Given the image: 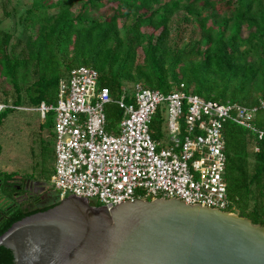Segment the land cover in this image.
Here are the masks:
<instances>
[{
	"label": "trees",
	"instance_id": "obj_1",
	"mask_svg": "<svg viewBox=\"0 0 264 264\" xmlns=\"http://www.w3.org/2000/svg\"><path fill=\"white\" fill-rule=\"evenodd\" d=\"M21 1L0 0V79L14 94L11 103L2 101L0 125L18 107L54 105L59 81L83 66L97 71L99 86L108 88L114 99L126 82L163 94L182 85L183 91L206 100L256 107L253 124L264 131V0ZM106 4H111L109 13L101 11ZM178 12L181 20L172 25ZM10 18L13 26L2 27ZM189 22L196 28L184 41L181 25ZM106 109L115 115L110 120L106 114L113 127L122 111L114 104ZM163 122L165 116L152 120L154 140L161 137ZM224 137L233 211L264 227V136L259 139L257 133L228 122ZM21 177L0 175L6 198L0 205V234L60 201L56 192L43 206H38L41 195L14 198ZM24 194L23 189L17 193ZM0 264H13L12 252L3 246Z\"/></svg>",
	"mask_w": 264,
	"mask_h": 264
},
{
	"label": "built area",
	"instance_id": "obj_2",
	"mask_svg": "<svg viewBox=\"0 0 264 264\" xmlns=\"http://www.w3.org/2000/svg\"><path fill=\"white\" fill-rule=\"evenodd\" d=\"M111 104L122 111L113 127L106 119ZM160 107L168 146L150 134ZM4 108L0 103V111ZM35 109L41 118L54 113L50 187L59 200L73 194L107 209L121 202L174 197L235 214L225 180V124L264 136L253 124L256 107L206 100L183 91L182 85L163 94L133 83L114 99L108 88L99 86L97 71L83 66L59 81L54 105L41 102Z\"/></svg>",
	"mask_w": 264,
	"mask_h": 264
},
{
	"label": "water",
	"instance_id": "obj_3",
	"mask_svg": "<svg viewBox=\"0 0 264 264\" xmlns=\"http://www.w3.org/2000/svg\"><path fill=\"white\" fill-rule=\"evenodd\" d=\"M0 246L13 264H264V227L174 197L107 209L72 194L12 223Z\"/></svg>",
	"mask_w": 264,
	"mask_h": 264
},
{
	"label": "rangeland",
	"instance_id": "obj_4",
	"mask_svg": "<svg viewBox=\"0 0 264 264\" xmlns=\"http://www.w3.org/2000/svg\"><path fill=\"white\" fill-rule=\"evenodd\" d=\"M29 1L22 0L21 2L28 3ZM13 3H15V0ZM110 5L106 4L101 11L109 13L110 8L108 7ZM0 16H2L1 8ZM172 17V25L178 24V20H181L180 12ZM13 24V19H6L2 23V27L11 28ZM181 27L185 29L184 35L181 34L184 41L192 35V31L196 28L195 23L191 24V22L183 23ZM142 30L152 32V29L148 27H143ZM128 84L129 82H126L122 85L128 89L130 86ZM13 98L14 94L11 85L0 79V103L5 99L11 103ZM25 108L29 109L10 113L0 125V175L3 177L5 173H15L27 178L41 179L48 190L46 194L41 196L38 203V206H43L54 200L55 193L50 187L54 162V113L49 112L45 118H41L34 107H29L28 105ZM160 110L153 116V123L157 122L160 117L165 116L164 109L160 107ZM109 113L111 116L110 118L108 116V119L111 120L115 115L106 109V114L109 115ZM160 130L162 146H168L170 141L164 122ZM179 138L182 140V135ZM2 203L3 201L0 200V205Z\"/></svg>",
	"mask_w": 264,
	"mask_h": 264
},
{
	"label": "flooded vegetation",
	"instance_id": "obj_5",
	"mask_svg": "<svg viewBox=\"0 0 264 264\" xmlns=\"http://www.w3.org/2000/svg\"><path fill=\"white\" fill-rule=\"evenodd\" d=\"M17 191L14 192V198H18L19 200H25L26 197H32L36 195H43L48 192L46 189L45 183L41 179H33V178H27V177H21L17 181ZM37 182H42L43 184H38ZM45 187L43 190L42 187ZM23 189L24 195H17V193ZM5 194L3 192V182L2 179H0V200L3 201V203L6 202V198L4 197ZM2 203V204H3Z\"/></svg>",
	"mask_w": 264,
	"mask_h": 264
},
{
	"label": "crops",
	"instance_id": "obj_6",
	"mask_svg": "<svg viewBox=\"0 0 264 264\" xmlns=\"http://www.w3.org/2000/svg\"><path fill=\"white\" fill-rule=\"evenodd\" d=\"M156 140L160 141V138H158V139L156 138Z\"/></svg>",
	"mask_w": 264,
	"mask_h": 264
}]
</instances>
